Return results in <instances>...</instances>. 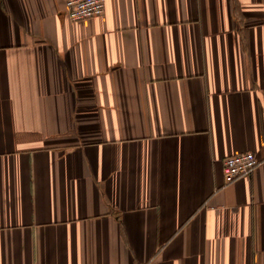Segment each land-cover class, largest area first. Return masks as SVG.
Returning a JSON list of instances; mask_svg holds the SVG:
<instances>
[{"label":"crops","instance_id":"crops-1","mask_svg":"<svg viewBox=\"0 0 264 264\" xmlns=\"http://www.w3.org/2000/svg\"><path fill=\"white\" fill-rule=\"evenodd\" d=\"M67 1L0 0V264H264V0Z\"/></svg>","mask_w":264,"mask_h":264},{"label":"built area","instance_id":"built-area-1","mask_svg":"<svg viewBox=\"0 0 264 264\" xmlns=\"http://www.w3.org/2000/svg\"><path fill=\"white\" fill-rule=\"evenodd\" d=\"M66 8L69 19L77 22L104 14L106 0H68ZM262 163L254 152H246L226 158L224 161L226 184L251 176Z\"/></svg>","mask_w":264,"mask_h":264}]
</instances>
